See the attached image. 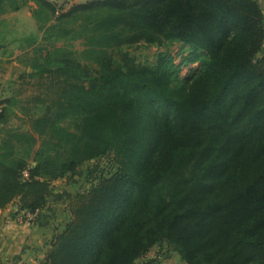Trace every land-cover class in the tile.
I'll list each match as a JSON object with an SVG mask.
<instances>
[{"label": "trees", "instance_id": "trees-1", "mask_svg": "<svg viewBox=\"0 0 264 264\" xmlns=\"http://www.w3.org/2000/svg\"><path fill=\"white\" fill-rule=\"evenodd\" d=\"M25 8L37 32L22 40L20 79L44 93L27 130L0 129V209L38 219L55 181L111 159L109 176L72 197V219L41 264H137L163 243L187 264H264L262 5L0 0V18ZM178 43L180 64L124 51ZM196 63L199 72L179 75ZM9 114L0 109V127Z\"/></svg>", "mask_w": 264, "mask_h": 264}, {"label": "rangeland", "instance_id": "rangeland-1", "mask_svg": "<svg viewBox=\"0 0 264 264\" xmlns=\"http://www.w3.org/2000/svg\"><path fill=\"white\" fill-rule=\"evenodd\" d=\"M59 6L69 9L78 0H51ZM263 9L264 3L261 2ZM30 7L34 8L33 2ZM27 14L30 10L25 9ZM32 31L28 16H16L10 13L0 18V109L7 108L11 120L7 126L3 128H19L27 130L29 127L26 123V113L34 112L40 108V103H36V98L43 95L44 89L39 88L36 81L20 79L26 69L21 64V59L25 58V53L29 50L23 39L30 34L36 33ZM53 44L63 46L64 41H54ZM74 48L81 53L85 48L82 43L74 42ZM124 51L129 52L138 63H153L161 53H168L175 58V63L180 64L183 56L187 54V50L181 44H173L166 46H147L140 44ZM200 63L189 66H182L179 75L183 78L191 76L194 72H199ZM5 76V77H4ZM10 100V104H2L4 101ZM37 112V111H36ZM65 126H70L65 123ZM109 158L99 159L90 163H86L80 167L78 173L74 176H68L64 179L55 181L52 185L53 191L50 202L46 207V211H52L58 222L69 223L72 215L69 212L68 205L73 196L89 189L95 184L97 179L104 174L109 176L111 167ZM57 208V211H54ZM34 221V220H33ZM137 264H187L178 253H176L167 243H163L153 247L146 256L137 261Z\"/></svg>", "mask_w": 264, "mask_h": 264}, {"label": "crops", "instance_id": "crops-1", "mask_svg": "<svg viewBox=\"0 0 264 264\" xmlns=\"http://www.w3.org/2000/svg\"><path fill=\"white\" fill-rule=\"evenodd\" d=\"M85 1L78 0V3ZM257 1L261 5L262 1L264 3V0ZM25 9L30 11L26 14ZM25 9L14 14L20 17L29 15L32 31L37 30L31 8ZM1 76L3 75L0 74ZM53 209L57 211V208L53 207ZM16 212L17 207L14 205L0 209V264H41L51 248L52 240L65 229L68 223H62V219L59 223L53 212L46 210L42 211L37 220L20 222L18 218L14 219Z\"/></svg>", "mask_w": 264, "mask_h": 264}, {"label": "built area", "instance_id": "built-area-1", "mask_svg": "<svg viewBox=\"0 0 264 264\" xmlns=\"http://www.w3.org/2000/svg\"><path fill=\"white\" fill-rule=\"evenodd\" d=\"M25 177L28 178V174L27 173H25ZM37 215H38V213L31 214V213L23 212L18 217V221H20V222H24V221L30 222V221L36 220L37 219Z\"/></svg>", "mask_w": 264, "mask_h": 264}]
</instances>
